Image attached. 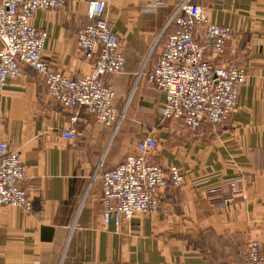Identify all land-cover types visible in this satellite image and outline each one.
I'll use <instances>...</instances> for the list:
<instances>
[{"label": "crops", "instance_id": "crops-1", "mask_svg": "<svg viewBox=\"0 0 264 264\" xmlns=\"http://www.w3.org/2000/svg\"><path fill=\"white\" fill-rule=\"evenodd\" d=\"M97 1L106 3L126 59L124 73L104 77L124 118L113 133L86 109H65L48 94L44 76L26 65L24 77L0 89V143L20 153L19 187L32 205L0 207V264H246L252 241L264 252V0H192L211 23L233 31L223 52L208 49L206 59L247 73L229 120L205 122L196 133L181 121L161 120L165 93L146 76L137 82L175 32L170 21L181 0H162L154 14L141 12L153 0H69L40 9L31 24L48 34L43 60L71 78L91 72L93 61L76 37L91 23L88 4ZM196 40L203 43L202 30ZM74 116L73 141L64 133ZM150 132L158 140L151 162L177 167L185 182L162 193L156 213L105 226L102 173Z\"/></svg>", "mask_w": 264, "mask_h": 264}, {"label": "built area", "instance_id": "built-area-1", "mask_svg": "<svg viewBox=\"0 0 264 264\" xmlns=\"http://www.w3.org/2000/svg\"><path fill=\"white\" fill-rule=\"evenodd\" d=\"M68 2L0 0V89L9 80L24 77L22 67L26 65L44 76L48 94L65 109L84 108L98 124L116 133L124 114L117 109L115 90L105 84L104 77L124 73L126 59L117 34L105 18L106 3L88 4L87 17L91 23L76 37L84 57L93 61L89 74L71 78L43 60L48 34L33 27L31 21L38 10H57ZM163 5L162 0H153L141 6V12L154 14ZM170 24L176 27L175 32L168 37L152 71L145 73V65L137 82L146 76L150 84L165 93V104L159 110L161 120L181 121L193 133L205 122L223 125L238 106L247 73L240 67L211 63L206 59V51L222 53L233 31L211 23L204 9L192 0L179 2ZM199 30L204 34L203 43L196 40ZM77 123L76 116L70 119L71 127L64 133L65 138L77 139ZM157 147V137L150 132L122 163L103 171L101 202L105 226L114 223L119 228L138 214L156 213L162 193L184 184V175L177 167L166 169L151 162ZM24 177L20 153L0 143V207L31 210L27 193L19 187ZM231 188L237 191L236 184ZM246 264H264L259 242L249 243Z\"/></svg>", "mask_w": 264, "mask_h": 264}]
</instances>
